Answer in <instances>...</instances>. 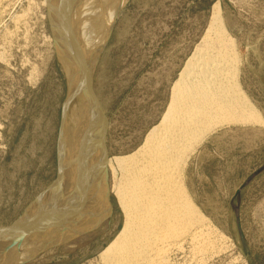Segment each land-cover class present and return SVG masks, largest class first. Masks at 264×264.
<instances>
[{
	"label": "rangeland",
	"instance_id": "obj_1",
	"mask_svg": "<svg viewBox=\"0 0 264 264\" xmlns=\"http://www.w3.org/2000/svg\"><path fill=\"white\" fill-rule=\"evenodd\" d=\"M77 1L7 0L1 8L0 228L25 213L22 221L31 220L56 182L71 181L69 162L63 166L60 151L73 91L84 92L91 107L86 81L91 83L104 116L107 158L133 152L160 121L171 87L219 3L241 57L242 87L263 119L219 127L190 157L187 185L217 238L207 250L211 253L176 260L264 264V0H126L91 71L61 7ZM96 122L98 115L88 135L98 157L101 126ZM101 176L109 203L97 190L102 214L92 207L75 215L74 202L58 211L55 194L39 226L19 237L0 236V256L17 244L0 264H101L100 253L124 222L111 193L113 175L107 168ZM28 237L33 241L26 242Z\"/></svg>",
	"mask_w": 264,
	"mask_h": 264
},
{
	"label": "bare ground",
	"instance_id": "obj_2",
	"mask_svg": "<svg viewBox=\"0 0 264 264\" xmlns=\"http://www.w3.org/2000/svg\"><path fill=\"white\" fill-rule=\"evenodd\" d=\"M5 1L0 0V12ZM125 1L78 0L74 6L62 4L90 71L100 58L114 16ZM94 26L100 28L91 31ZM240 66L236 41L226 27L221 6L215 3L204 35L171 87L170 99L160 121L133 152L111 158H107L104 145L103 112L91 83L86 81L92 106L88 107L84 92L73 91L61 142L60 159L63 166L69 162L71 183L56 182L43 209H39L31 220L21 221L7 231L0 228V236L13 233L19 237L39 226L49 214L48 208L55 194L59 196L54 206L60 205L58 211L74 204L75 215L92 207L99 208L102 214L104 208L99 195L107 206L109 203L104 199L103 191L107 192V186L100 176L107 175L108 168L114 179L111 193L116 197L124 222L116 237L100 253L101 264H178L179 255L186 259L199 253L197 256L202 257L204 251L213 247L217 230L190 194L186 176L188 161L219 127L263 119L242 87ZM69 74L68 69L65 70L68 79ZM97 115L99 122L94 125L101 126L98 145L101 143L105 158L98 145L97 157L88 135L92 131L91 121ZM71 155L74 156L70 160ZM99 184H102L101 188L97 187ZM80 205L85 207L80 208ZM75 223L79 225L78 220ZM25 240L33 241L31 237ZM16 245L12 244V248L0 256V262L12 256L8 253Z\"/></svg>",
	"mask_w": 264,
	"mask_h": 264
},
{
	"label": "water",
	"instance_id": "obj_3",
	"mask_svg": "<svg viewBox=\"0 0 264 264\" xmlns=\"http://www.w3.org/2000/svg\"><path fill=\"white\" fill-rule=\"evenodd\" d=\"M102 110V109H101ZM104 117V116H103ZM35 209H43L44 208V204L43 203H41V204H38L36 207H34ZM33 208V209H34ZM32 210V209H31ZM26 215H27V213H25L24 215H23V217L21 218V219H19L16 223H14L12 226H16V225H18L19 223H21V221L24 219V218H26ZM9 227H11V226H9ZM9 227H7V228H4L5 229V231H7L8 230V228Z\"/></svg>",
	"mask_w": 264,
	"mask_h": 264
}]
</instances>
